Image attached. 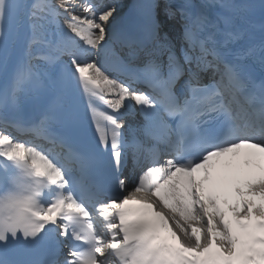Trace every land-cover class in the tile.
Segmentation results:
<instances>
[{"label":"snow or ice","instance_id":"snow-or-ice-1","mask_svg":"<svg viewBox=\"0 0 264 264\" xmlns=\"http://www.w3.org/2000/svg\"><path fill=\"white\" fill-rule=\"evenodd\" d=\"M257 13L264 33V0H0V118L17 103L23 77L13 81L10 68L25 20L33 29L54 25L59 41L41 58L62 102L55 139L105 177L114 165L119 193L101 199L105 185L93 181L90 204L76 195L70 168L0 132V264H48L34 256L61 249L65 258L51 264H264V84L255 85L227 47L234 21L254 26ZM171 20L180 25L183 64L164 31ZM241 55L264 63V40ZM25 57L33 59L30 49ZM77 96L87 101L94 142L84 135ZM97 100L110 112H98ZM136 115L142 127L127 123ZM141 133L164 149L130 187L120 173ZM243 148L253 150L246 167L259 161L258 177L214 181L213 161Z\"/></svg>","mask_w":264,"mask_h":264},{"label":"bare ground","instance_id":"bare-ground-1","mask_svg":"<svg viewBox=\"0 0 264 264\" xmlns=\"http://www.w3.org/2000/svg\"><path fill=\"white\" fill-rule=\"evenodd\" d=\"M33 1H34V0H26V3H33ZM107 2H109V0H105V3H107ZM132 2H133V0H128V3H132ZM24 23H25V27H24V35H28V33H29V32H28V28H29L28 21L25 20ZM28 39H29V38H28ZM25 40H26L25 38H24L23 40H21L19 46H18V47L15 49V51H14V56H13V59H12V63H11L10 71H12V66H13L14 63L18 64V66H21V67L24 66L23 54H24V51H25V49H26ZM10 78L12 79V75H10ZM38 148H39V149H42L44 152L48 153V152L46 151L47 145L42 144V143H39V144H38ZM48 154H50V155L52 156V154H53V155H56L57 153L54 152V151H51V152L48 153ZM132 154H133V153H132L131 150H130L129 153H128V155H132ZM60 160H62V159H61V156L59 157V160H58V161H60ZM62 162L65 164V165H64L65 168H70V169L72 170V168H71L70 166H68L66 162H64L63 160H62Z\"/></svg>","mask_w":264,"mask_h":264}]
</instances>
